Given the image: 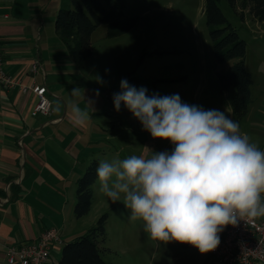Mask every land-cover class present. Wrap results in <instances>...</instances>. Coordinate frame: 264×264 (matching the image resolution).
<instances>
[{
    "label": "rangeland",
    "instance_id": "rangeland-1",
    "mask_svg": "<svg viewBox=\"0 0 264 264\" xmlns=\"http://www.w3.org/2000/svg\"><path fill=\"white\" fill-rule=\"evenodd\" d=\"M61 2L73 7L71 0L44 2L54 23ZM244 3L245 0H236V7H233L229 0L219 1L227 20L247 43L245 65L252 74L253 97L248 114L240 121L232 107L235 90L222 91L217 76L218 71H227L235 61L219 62L217 59L210 34L212 28L204 13L205 0H126L125 16L137 20L133 29L109 38L106 25L97 28L92 40L94 53L84 65V92L88 88L92 93L97 89L101 94L108 93L112 99L105 105L100 100L93 102L100 108L97 122L104 129L92 147L98 160H111L117 154L121 159L132 155L150 158L154 153L171 152L174 148L169 140L154 139L143 130L123 104L119 112L115 110L113 95L121 91L122 79L137 89L146 88L149 96L178 94L183 103L225 112L260 149L263 136L256 133L254 127L264 125V21L255 19L249 7L244 8ZM97 75L103 79V84L96 82ZM94 191L92 208L81 218L74 213L76 191L69 197L66 215L72 216L73 221L67 224L65 241L73 239L65 238L69 232L88 233L99 218L107 214L101 255L108 263L217 264L210 252L202 254L197 248L174 240H152L142 220L129 222L131 213L124 207L123 199L113 202L100 191L98 179ZM64 245L63 242L61 248ZM61 254L62 250L58 259Z\"/></svg>",
    "mask_w": 264,
    "mask_h": 264
},
{
    "label": "clouds",
    "instance_id": "clouds-1",
    "mask_svg": "<svg viewBox=\"0 0 264 264\" xmlns=\"http://www.w3.org/2000/svg\"><path fill=\"white\" fill-rule=\"evenodd\" d=\"M96 82L104 83L99 75ZM120 89L113 95L115 110L123 104L154 139L174 145L150 158L99 160L100 191L113 202L123 199L129 222L142 220L152 240L190 244L204 254L219 246L227 226L264 217V151L238 122L217 109L183 103L178 94L149 96L126 79ZM70 94L85 98L79 86ZM60 110L57 104L54 111ZM94 111L90 99L83 108L72 103L70 123L84 128Z\"/></svg>",
    "mask_w": 264,
    "mask_h": 264
},
{
    "label": "crops",
    "instance_id": "crops-1",
    "mask_svg": "<svg viewBox=\"0 0 264 264\" xmlns=\"http://www.w3.org/2000/svg\"><path fill=\"white\" fill-rule=\"evenodd\" d=\"M44 2L0 0L4 66L17 80L10 88L0 85V264H10L9 246L33 242L47 229L58 228L64 240L67 224L73 221L66 215L69 197L88 165L97 159L92 147L104 131L97 122L100 108L93 102H112L108 93L97 97V89L92 93L88 88L84 94L95 109L92 119L84 128L72 126L70 105L83 108L85 98H74L70 92L76 86L85 89L86 61L79 64L73 58ZM32 83L47 86L53 101L50 116L32 115L37 98L21 88ZM57 104L58 113L54 111ZM254 128L263 136L260 150L264 151V125ZM75 234L69 232L65 238L80 236ZM61 250L59 245L48 264L59 262Z\"/></svg>",
    "mask_w": 264,
    "mask_h": 264
},
{
    "label": "trees",
    "instance_id": "trees-1",
    "mask_svg": "<svg viewBox=\"0 0 264 264\" xmlns=\"http://www.w3.org/2000/svg\"><path fill=\"white\" fill-rule=\"evenodd\" d=\"M219 1L205 0L204 13L208 25L212 28L210 34L218 61H235L227 71H218L217 76L222 91L232 88L235 90L232 107L237 120L240 121L248 114L252 101L253 78L245 65L247 43L227 20ZM229 2L236 7V0ZM71 3L72 8L65 5L60 7L55 26L61 40L79 64H83L93 55V35L99 26L106 25L107 37L115 38L133 29L137 23L135 18L125 16L126 0H71ZM246 7H249L255 19L264 21V0H245L244 8ZM98 162V159H94L77 181L74 213L78 218L86 216L92 208L93 186L98 179ZM107 221L108 215H102L88 233L65 243L57 264H111L101 255V243L105 241Z\"/></svg>",
    "mask_w": 264,
    "mask_h": 264
},
{
    "label": "built area",
    "instance_id": "built-area-1",
    "mask_svg": "<svg viewBox=\"0 0 264 264\" xmlns=\"http://www.w3.org/2000/svg\"><path fill=\"white\" fill-rule=\"evenodd\" d=\"M32 70H37V64H34ZM16 83L17 80L5 69L3 40L0 38V85L10 88ZM21 88L23 92L31 91L37 98L32 115L52 114L53 101L46 85L32 83L22 85ZM219 235V246L210 252L215 263L264 264V217L254 221H240L236 227L229 225ZM62 243L60 230L50 228L33 242L9 246L7 259L10 264H48L52 252Z\"/></svg>",
    "mask_w": 264,
    "mask_h": 264
}]
</instances>
